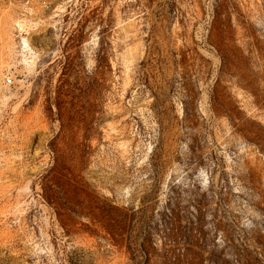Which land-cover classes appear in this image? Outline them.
I'll list each match as a JSON object with an SVG mask.
<instances>
[{
    "label": "rangeland",
    "instance_id": "rangeland-1",
    "mask_svg": "<svg viewBox=\"0 0 264 264\" xmlns=\"http://www.w3.org/2000/svg\"><path fill=\"white\" fill-rule=\"evenodd\" d=\"M0 264H264V0H0Z\"/></svg>",
    "mask_w": 264,
    "mask_h": 264
},
{
    "label": "bare ground",
    "instance_id": "bare-ground-1",
    "mask_svg": "<svg viewBox=\"0 0 264 264\" xmlns=\"http://www.w3.org/2000/svg\"><path fill=\"white\" fill-rule=\"evenodd\" d=\"M10 238V237H9ZM12 239V238H11Z\"/></svg>",
    "mask_w": 264,
    "mask_h": 264
}]
</instances>
